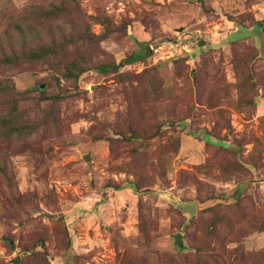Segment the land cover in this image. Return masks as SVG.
<instances>
[{
  "label": "rangeland",
  "instance_id": "1",
  "mask_svg": "<svg viewBox=\"0 0 264 264\" xmlns=\"http://www.w3.org/2000/svg\"><path fill=\"white\" fill-rule=\"evenodd\" d=\"M60 3L68 16L28 26L42 37L82 24L87 37L46 60L2 62L24 50L14 32L23 7ZM263 24L264 0H0V81L11 87L0 117L15 110L30 126L0 137V264H196L195 249L213 264L221 252L199 222L239 209L256 227L226 250L264 264ZM134 52L147 57L121 65ZM78 60L116 67L64 80L57 65ZM139 112L168 122L162 135L116 141ZM132 165L154 176L149 193L126 186ZM236 188L238 205L198 213L211 195L235 202ZM175 235L190 250L178 255Z\"/></svg>",
  "mask_w": 264,
  "mask_h": 264
},
{
  "label": "trees",
  "instance_id": "2",
  "mask_svg": "<svg viewBox=\"0 0 264 264\" xmlns=\"http://www.w3.org/2000/svg\"><path fill=\"white\" fill-rule=\"evenodd\" d=\"M21 13H25L27 16L23 18L22 24H17L16 31L14 32L19 35L17 37L19 42H15L16 45L21 46L24 50L20 53L14 52L13 48H11V58L4 57L2 62L11 63L7 65H14L20 63L21 61L26 60L27 62L34 63L42 60H46L49 57L55 56L57 52L61 49L62 51L66 46L78 44L83 41L88 34V29L83 25V33L77 30L80 28L82 24H71L72 30L69 34L65 33V30L62 27L57 26L56 31L52 32L50 30V26H46V30H44L45 35L40 37L37 33L38 28H36L35 23L32 26H28L32 21H35L37 24L42 25L41 22L52 23L50 21H55L63 16L69 15V10L65 8V6L60 3L58 5H53L49 9H45L43 7H33L31 5L26 6L20 11ZM28 16H35L36 18H29ZM99 23L102 25L106 24L105 18H96ZM25 27H27L25 29ZM257 29L264 28V24L261 26H256ZM54 28V27H53ZM87 33V34H84ZM5 39V38H4ZM6 40V39H5ZM14 41H11V43ZM147 57L146 52H134L127 58H125L121 63V65H128L139 60H143ZM6 65V64H0ZM87 64L83 62V60H78L76 62H69L65 66L58 67L63 68L62 76L64 80H72L73 82H77L78 79L89 72L90 70H94L96 73H106L116 67V65H99L94 68H89L86 66ZM10 85L7 82L0 81V95H4L10 92ZM150 89L152 93L156 91V84L150 83ZM72 94V93H71ZM61 96L56 95L52 97H45L43 95L40 96L42 101H56ZM159 98L158 96H156ZM18 117L17 112L14 110L11 114L0 117V137L1 138H9L12 135H21L30 129V126H19L16 118ZM127 129L125 132L117 131L116 135H118V139L116 141H125V142H133L139 144L143 141H151L152 139L159 138L162 135V132L167 128L168 122H160L154 118V114L151 113H143L139 112L138 115L134 116V121H131L130 118L127 119ZM14 125V126H12ZM30 131H28L29 133ZM132 154L136 153L137 149H132ZM3 162H0V175H6V170L2 165ZM132 167L137 168L134 172L136 179L131 182H125L126 186L132 189L135 193H140L142 189L145 187L152 186L155 182L154 176L151 174H147L144 171L143 167H138L137 165H132ZM159 177H162V173L158 172ZM7 176V175H6ZM124 185H109L108 189H112L115 191L122 190ZM143 193H149V190H142ZM233 198H224L219 199L214 196H209L205 200L196 201L198 213H207L212 212L218 207L220 204L225 206L238 205L237 199L240 198L241 193L239 189H235L232 192ZM195 201V200H194ZM220 203V204H219ZM229 215L223 216H213L209 219L199 222L206 229V233L209 237H213L216 239V244L221 253L219 254H211L209 256V260L213 264H224L225 260H227L228 264H241L245 259V256L242 252L230 253L226 250V244L231 242H238L240 239L244 238L246 235V228L248 230H253L256 227V219L255 216L250 215V211L239 209L235 216H232L231 213ZM192 219V218H191ZM197 223V222H196ZM180 236L175 235V247L177 248L178 255L181 254L184 250H190L183 246L179 241ZM196 254V264H206V261L201 260L202 250L195 249ZM27 253L28 251L24 249ZM261 255V254H259ZM195 259V257H194ZM13 264H19V259L14 258ZM183 264H189L187 260H184Z\"/></svg>",
  "mask_w": 264,
  "mask_h": 264
},
{
  "label": "water",
  "instance_id": "3",
  "mask_svg": "<svg viewBox=\"0 0 264 264\" xmlns=\"http://www.w3.org/2000/svg\"><path fill=\"white\" fill-rule=\"evenodd\" d=\"M85 160H87L86 157H85Z\"/></svg>",
  "mask_w": 264,
  "mask_h": 264
}]
</instances>
